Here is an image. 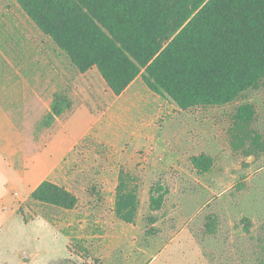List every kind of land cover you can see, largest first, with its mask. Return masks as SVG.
<instances>
[{
  "label": "rangeland",
  "instance_id": "obj_1",
  "mask_svg": "<svg viewBox=\"0 0 264 264\" xmlns=\"http://www.w3.org/2000/svg\"><path fill=\"white\" fill-rule=\"evenodd\" d=\"M144 74L116 95L0 0V264H264V84L183 109Z\"/></svg>",
  "mask_w": 264,
  "mask_h": 264
},
{
  "label": "trees",
  "instance_id": "obj_2",
  "mask_svg": "<svg viewBox=\"0 0 264 264\" xmlns=\"http://www.w3.org/2000/svg\"><path fill=\"white\" fill-rule=\"evenodd\" d=\"M16 1L80 72L97 67L116 95L143 70L153 91L183 109L226 104L264 84V0ZM32 198L65 209L79 202L50 180Z\"/></svg>",
  "mask_w": 264,
  "mask_h": 264
},
{
  "label": "crops",
  "instance_id": "obj_3",
  "mask_svg": "<svg viewBox=\"0 0 264 264\" xmlns=\"http://www.w3.org/2000/svg\"><path fill=\"white\" fill-rule=\"evenodd\" d=\"M80 109H81V108H80ZM78 111H79V109H78V110H77V111H76V112L70 117V119H71L73 116H75V115L77 114ZM70 119H69V120H70ZM69 120H68V121H69ZM64 131H65V130H64ZM64 131H63V132H64ZM85 132H87V131H85ZM85 132H83L82 135H81L79 138H82V136L84 135ZM60 135H61V132H58V133L54 136V139H55L56 137H59ZM79 138H78V139H79ZM78 139H76V140H78ZM76 140L70 145V147H69L66 151H71V149L74 147V145H76V143H75ZM54 141H56V140H54ZM54 141H52V142H54ZM59 144H60V143H59ZM50 147H51V146H50ZM62 151H63V150H62Z\"/></svg>",
  "mask_w": 264,
  "mask_h": 264
}]
</instances>
